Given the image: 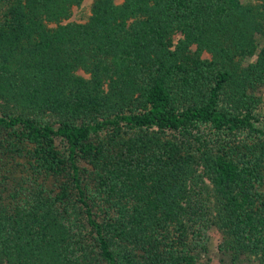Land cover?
I'll use <instances>...</instances> for the list:
<instances>
[{"label": "trees", "instance_id": "16d2710c", "mask_svg": "<svg viewBox=\"0 0 264 264\" xmlns=\"http://www.w3.org/2000/svg\"><path fill=\"white\" fill-rule=\"evenodd\" d=\"M82 1L0 0V264H264V0Z\"/></svg>", "mask_w": 264, "mask_h": 264}, {"label": "rangeland", "instance_id": "374dc122", "mask_svg": "<svg viewBox=\"0 0 264 264\" xmlns=\"http://www.w3.org/2000/svg\"><path fill=\"white\" fill-rule=\"evenodd\" d=\"M91 0H83L82 1V5L81 8H74V14H73V18L77 17L79 15L80 12L86 11V7L89 4ZM264 92V89H263ZM261 108H264V100L262 102V106L259 108L261 110ZM209 235V251L207 253L208 255V259H206V264H229L230 263V259H226L224 258V256L220 255V254H216V248H215V244H216V239H217V234L215 229H210L208 232ZM221 257V259H220ZM203 258H205V256H203Z\"/></svg>", "mask_w": 264, "mask_h": 264}]
</instances>
